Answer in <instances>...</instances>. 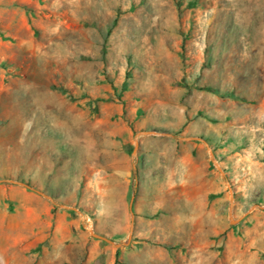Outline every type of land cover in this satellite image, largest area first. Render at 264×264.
<instances>
[{
	"label": "rangeland",
	"instance_id": "1",
	"mask_svg": "<svg viewBox=\"0 0 264 264\" xmlns=\"http://www.w3.org/2000/svg\"><path fill=\"white\" fill-rule=\"evenodd\" d=\"M0 264H264V0H0Z\"/></svg>",
	"mask_w": 264,
	"mask_h": 264
}]
</instances>
